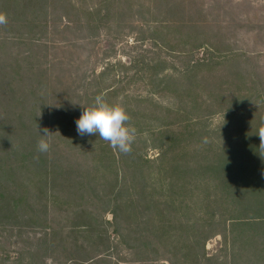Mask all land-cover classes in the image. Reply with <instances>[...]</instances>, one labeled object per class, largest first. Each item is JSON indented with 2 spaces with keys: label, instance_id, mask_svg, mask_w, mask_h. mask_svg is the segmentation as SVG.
Returning <instances> with one entry per match:
<instances>
[{
  "label": "rangeland",
  "instance_id": "374dc122",
  "mask_svg": "<svg viewBox=\"0 0 264 264\" xmlns=\"http://www.w3.org/2000/svg\"><path fill=\"white\" fill-rule=\"evenodd\" d=\"M78 1L82 0H74ZM44 2L42 13L50 6L49 0ZM2 4H8V0H0V17L4 22L10 18L14 22L7 28L4 22L0 23V264H174L177 261L174 252L161 249L153 253L157 243L152 236L154 213L149 212L143 202L135 205L136 213H131L132 207L125 205L127 201L124 205L120 202L126 209V213H122L116 202L107 197L102 201L96 192L87 195L84 204L80 201L81 209L85 208L104 226L111 249L100 257L90 258L94 248L76 244L75 236L70 235L71 224L64 218L62 203H56L54 208L45 207L40 194L26 189L23 167L16 161L14 152L20 151L19 147L25 144L36 146V132L40 137L45 129L39 124L47 117L51 121L47 130L53 133L48 136L50 156L70 169L69 173L66 170L57 175L58 178H51L49 190L53 189L52 194L63 200L71 198L77 186H87L83 180L84 174H88L83 161L87 159L77 146L64 147L55 136H59L58 130H67L68 124L75 123L82 110L90 107L87 97L89 99L91 81L101 74H104L103 80L109 77L107 74L116 75L115 89L120 91L118 101L124 100L125 95L132 100L150 97L153 106L144 104L142 109L159 113L171 105V97L175 94L152 92L147 84V73L154 71L158 80L167 76L179 80L187 65L206 60L225 62L234 57L235 63L216 66L213 73L206 76L211 77L205 84L214 90V97L232 100L234 93L250 89L249 93L253 91L264 100V0H184L186 19H178L176 23L189 25L195 31L203 30L207 36L219 37L213 40L217 50L204 46L184 55L162 47L159 40H153L148 26L141 22L127 26L125 32L116 35L115 24L110 30L102 31L82 30L78 23L71 28L67 20L57 21L59 11L50 13L44 25L42 19L45 17L37 10L39 13L32 17L34 21L38 19L39 26L29 34L30 25L24 20L30 21L28 16L33 9L29 7L21 16L22 20L17 17L20 13L16 9L2 11ZM32 7L38 8L36 2ZM20 24L25 29L19 28ZM15 33L21 38H11ZM14 57L23 63L21 80L8 75L6 65ZM110 65L114 66L113 72L107 70ZM128 80L130 84L126 83ZM180 115L183 121L186 115ZM180 115H171V122L163 127L161 121L154 123L142 140H133L130 151L136 154L137 161L156 160L162 154L164 146L160 133L168 126L179 128L181 119L175 121ZM260 116L264 119V112H260ZM223 120L219 111L204 119L202 125L211 136ZM33 137L35 139L31 140ZM55 170L60 171L58 167ZM151 187V183L143 182L134 191V201L142 200L141 191L150 192ZM37 197L39 207H36ZM113 210L118 213L116 216ZM205 248L210 257L226 254L220 236L208 240ZM227 252L230 255V249ZM87 260L91 261L85 262Z\"/></svg>",
  "mask_w": 264,
  "mask_h": 264
},
{
  "label": "trees",
  "instance_id": "16d2710c",
  "mask_svg": "<svg viewBox=\"0 0 264 264\" xmlns=\"http://www.w3.org/2000/svg\"><path fill=\"white\" fill-rule=\"evenodd\" d=\"M42 1L8 0V4H2L4 7L1 10L16 9L20 13L17 17L22 19L29 7L33 9L28 16L30 21L22 19L30 25L29 34H33V29L39 26L38 19L36 23L32 17L37 15V10L45 17L42 19L44 25L48 23L46 19L50 13L59 11L57 21L67 20L71 28L78 23L82 30L102 31L110 30L115 24L112 27L117 29L116 35L125 32L127 26L141 22L148 26L153 40H159L162 47L182 55L191 54L204 46L218 48L213 43L218 36H207L203 30L195 31L189 25L176 23L178 19H186L184 0H91L87 3L86 0H49L50 6L45 13H42V7L46 1ZM35 2L38 6L36 10L32 7ZM13 22L10 18L3 24L7 28ZM20 25L19 28L25 29L24 25ZM15 37L11 38H21L17 34ZM13 59L6 65L9 78L21 80L23 63L18 57ZM236 61L233 57L225 62L206 60L187 65L179 80L174 76L158 80L154 71L147 73V84L152 92L175 94L171 97V105L159 113L142 109L144 104L153 106L150 97H135L133 101L125 95L124 100L118 101L120 91L115 89L116 75L107 74L109 77L104 80V74L96 76L91 81L89 99L87 97L90 107L95 97L101 94L108 104L122 107L129 116L128 125L135 129L134 140H142L154 123L161 121L162 127L165 126L174 114L186 115L183 121L181 115L175 121L177 123L181 119L183 128L181 125L179 128L165 127L160 133L164 146L162 154L156 160L143 158L137 161L134 152L121 153L99 137L78 136L75 123L70 122L67 130L60 129L56 133L59 136H54L64 147L77 146L80 154L87 159L83 160L88 173L84 174L83 180H86L87 186H77L73 196L63 200L52 194L53 189L49 190L48 182L53 177L58 178L60 173H66L68 168L51 158L50 147L46 153L37 150L41 135L39 137L36 132V146H26L23 142L25 146L14 152L16 161L23 167L22 179L26 181V189L40 194L45 207L54 208L56 203H62L64 218L71 224L69 233L75 236L76 244L94 248V255L90 258L100 257L111 249L104 226L85 208L81 209L80 201L84 204L86 196L96 192L102 201L107 197L116 202L122 213H126V209L121 207V203L124 205L127 201L125 205L132 207L131 213H136L135 205L143 202L147 210L154 213L152 236L157 243L153 246L156 248L152 249L153 253H159L156 251L161 249L174 252L177 260L174 264H264V178L261 176L264 149L259 147L260 139L256 136L258 129L264 127V119L259 117L260 112H264V100L253 91L249 93L250 89L234 93L232 100H223L214 97V90L205 84L207 78H211L206 76L213 68ZM113 69L112 65L107 67L108 71L113 72ZM126 83L130 84L131 80ZM215 86L217 91L218 86ZM231 103L236 104L235 107ZM219 111L223 115V123L210 136L202 121ZM75 117L78 118V114ZM42 121L39 125L43 124L48 129L51 121L47 117ZM55 167L60 171H56ZM72 169L74 171L75 166ZM143 182L151 183L153 187L150 192L146 189L141 191L142 200L134 201V191ZM36 200L39 201V197ZM39 206L40 201H36V207ZM112 212L114 216L118 214L114 210ZM219 236L226 254L210 257L205 248L206 242Z\"/></svg>",
  "mask_w": 264,
  "mask_h": 264
},
{
  "label": "clouds",
  "instance_id": "9594fccd",
  "mask_svg": "<svg viewBox=\"0 0 264 264\" xmlns=\"http://www.w3.org/2000/svg\"><path fill=\"white\" fill-rule=\"evenodd\" d=\"M0 17V23H3ZM129 116L125 110L117 105L108 104L103 95H97L93 106L83 109L79 118L75 121L78 136H96L108 142L110 147L121 153H128L135 138V129L128 125ZM41 139L37 143V150L46 153L49 143L46 137L49 135L47 129L42 130ZM260 139L259 147L264 149V127L258 129L257 135ZM264 178V171L261 173Z\"/></svg>",
  "mask_w": 264,
  "mask_h": 264
}]
</instances>
